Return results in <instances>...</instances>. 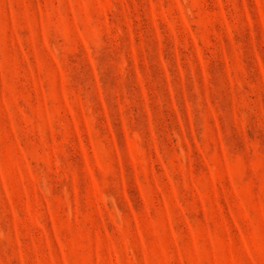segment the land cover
Masks as SVG:
<instances>
[{
  "label": "rangeland",
  "instance_id": "rangeland-1",
  "mask_svg": "<svg viewBox=\"0 0 264 264\" xmlns=\"http://www.w3.org/2000/svg\"><path fill=\"white\" fill-rule=\"evenodd\" d=\"M0 264H264V0H0Z\"/></svg>",
  "mask_w": 264,
  "mask_h": 264
}]
</instances>
